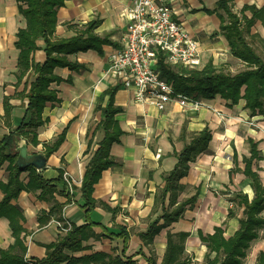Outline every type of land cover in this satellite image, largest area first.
Masks as SVG:
<instances>
[{"label": "crops", "instance_id": "obj_1", "mask_svg": "<svg viewBox=\"0 0 264 264\" xmlns=\"http://www.w3.org/2000/svg\"><path fill=\"white\" fill-rule=\"evenodd\" d=\"M167 1L174 9L173 16L198 41L200 64L194 69H202L212 63L218 69L235 74L245 68V63L232 55L229 42L220 31L221 17H226V13L218 7L217 0ZM131 4L132 0H65L57 10L58 22L53 38L75 36L89 22H95L92 33L107 38L109 43L103 45L102 54L90 48L67 55L70 61L83 64L84 69L55 67V74L63 79L51 83L58 100L48 102L43 110L44 123L37 128L39 143L34 145L25 139L28 147H41L44 153L46 145H52L62 133L65 134L59 147L47 156L46 166L37 170L44 178L56 180L60 177L59 169H62V178L67 183L65 188L63 184H57V191L52 197H40L42 190L39 188L36 191L23 190L13 200L25 216L23 240L28 260L44 257L46 244L67 232L72 224L86 221L80 188L92 150L104 137V129L97 128L102 119L97 106L102 103L101 94L110 86H120L114 100L115 105L123 107L115 115L123 134L120 141L112 143L110 148L118 163L103 170L94 186L93 196L98 203L90 212L89 219L97 223L93 226L96 236L83 241L84 248L80 250H67L71 257L106 252L119 255L126 261L131 258L132 264H149L148 257H153L160 264L170 231L189 232L184 243L183 264L186 257V261L193 255L195 260L204 257L210 249L202 242L199 230L208 234L213 233L216 226H222L224 235L229 237L239 226L240 218L236 221V228L227 234L224 221L229 212L223 196L234 193L236 189L242 192L240 185L247 178L248 188H243V193L248 194L250 199L254 197L251 180L243 172V157L251 155L246 141L248 137L258 144L259 158L253 160L252 168L259 173L264 184V112H253L245 106L243 99L229 105L220 95L212 99L200 97L204 105L198 109L190 105L182 107L173 101L160 110L151 97L143 101L136 99L135 89L125 88L119 76L108 71L112 56L122 48L121 38L127 29V10ZM231 4L233 10L239 12L245 4L264 7V0H233ZM19 5L18 0H0V137L9 132L2 119L4 97L12 96V124L15 128L22 122L27 103V99L19 94L37 75L30 71L22 79L18 78L19 49L15 42L18 31L26 25ZM247 14L251 15L249 11ZM252 32L263 38L264 45V25L260 20L254 24ZM36 43L38 49L33 52V60L43 63L46 58L44 37H38ZM107 99L105 96L102 105ZM205 127L212 130V140L208 149L190 162L182 179L185 188L180 195H184L182 198L179 195L178 199L184 200L196 193L197 198L186 206L177 221L163 228L149 242L140 236V232L147 229L151 218L162 213V204L157 201L156 195L164 185L163 174L177 162L174 151H181L192 136ZM89 142L91 150L87 152ZM235 152L237 159L234 161ZM7 165L8 162H5L0 169V180L4 182L9 174ZM21 179L27 183L29 171H23ZM230 180L234 190L229 185L228 194L210 195L213 190L226 189L225 184ZM63 190L69 192L70 197ZM3 196L0 190V199ZM101 202L111 209L105 208ZM158 203L159 208L155 207ZM44 210L45 214H42ZM123 229L128 232L126 249L124 238L117 235ZM13 243L9 220L2 216L0 248H7ZM159 250L161 255L157 257Z\"/></svg>", "mask_w": 264, "mask_h": 264}, {"label": "trees", "instance_id": "obj_2", "mask_svg": "<svg viewBox=\"0 0 264 264\" xmlns=\"http://www.w3.org/2000/svg\"><path fill=\"white\" fill-rule=\"evenodd\" d=\"M20 10L26 18L25 27L18 31V39L15 44L19 49L18 57V78L22 79L30 71L37 75L29 86L19 95L27 99L25 113L22 122L17 127L12 124L13 105L10 102L12 96L4 97V115L2 119L9 128V132L0 137V169L5 162H8L9 171L6 182L0 180V190L4 193L0 199V217L4 216L9 220V225L14 236V243L7 248H0V264H132L131 258L124 260L119 255L106 252H95L92 254L73 258L67 250L77 251L82 248L83 241L96 236L93 226L97 223L89 219L90 212L96 207L97 200L93 196L94 186L100 180L103 170L115 165L118 161L111 155L112 143L119 142L123 134L115 115L123 110V107L115 105V93L120 88L119 85L108 87L101 94L103 103L97 109L102 115V119L97 128L104 129V137L98 142L97 148L92 150L91 158L87 164L82 184L81 198L84 200L82 206L86 209V221L82 224H72L71 227L58 236L55 241L46 244V255L42 258L28 260L25 257L27 246L24 243L23 226L25 216L21 209L13 203L21 191H36L41 189L40 197L49 195L57 191V184L67 183L63 180V170L59 169L60 177L56 180L44 178L39 170L33 166L20 168L16 164L18 156L19 141L24 138L37 145V128L44 123L43 110L48 102L58 100L57 92L51 88L54 81H62V77L55 74L57 66L68 67L70 69H84L80 63L72 62L67 55L79 50L90 48L102 54L103 45L109 43L107 38H101L92 33L95 22H89L87 27L77 35L69 38H53L58 22L57 10L64 5L65 0H18ZM233 0H217L219 8L223 9L226 17H221L220 31L227 38L232 55L240 58L245 63V68L233 74L223 69H218L212 63L202 69L188 70L187 68H176L165 62V57L160 55L158 69L161 75L172 83L175 92H181L193 98H215L220 95L226 99L229 105H234L245 100V106L253 112L258 110L264 112V59L257 49L249 41V38L263 41V38L252 32L254 24L260 20L264 25V7L258 8L255 5L245 4L243 8L236 12L232 8ZM212 13V10L206 8ZM247 11L251 13L248 16ZM38 37L45 39L46 58L43 63H35L33 52L38 49L36 40ZM263 43V42H262ZM69 81V79H68ZM65 134L52 144L46 145L44 153L49 156L63 141ZM212 130L209 127L203 128L193 135L191 140L185 144L181 151H174L177 162L174 167L163 174L164 185L156 195L157 201L162 204V213L151 218L149 226L140 236L149 242L163 228L177 221L183 214L188 204L193 203L197 198V193L192 197L179 200L180 193L185 186L182 182L187 174L189 164L198 155L208 149L212 140ZM249 143L251 155L244 156V174L251 180L254 190V197L249 198L248 194L238 192L236 196L239 203L244 206V216L239 219V226L235 232L226 237L222 226H216L213 233L203 234L199 230V236L210 252L215 255L205 264H243V259L247 255V249L251 242L260 237V232L264 228V184L259 173L252 168L253 160L259 158L258 144L251 138H246ZM91 150V142L88 144L87 152ZM237 159L235 152L234 161ZM29 171L27 183L21 179V173ZM233 171V170H231ZM70 197L69 192H65ZM101 204L111 209L108 204ZM45 214V210L42 211ZM49 216L45 219L48 220ZM62 219V216L59 217ZM113 236L112 233L109 234ZM124 238V249L127 247L128 232L123 229L120 234ZM189 232H168L167 247L160 264H183L182 255L185 249V239ZM177 237V239L175 238ZM125 251V250H124ZM123 251V253H124ZM141 253V252H140ZM149 264H157L153 257H148ZM256 264H264V250L258 254Z\"/></svg>", "mask_w": 264, "mask_h": 264}, {"label": "built area", "instance_id": "obj_3", "mask_svg": "<svg viewBox=\"0 0 264 264\" xmlns=\"http://www.w3.org/2000/svg\"><path fill=\"white\" fill-rule=\"evenodd\" d=\"M167 0H132L128 7L129 22L121 38L122 48L112 56L108 71L118 75L125 88H134L139 101L151 97L163 110L170 102L198 109L203 104L181 92L158 69L160 55L174 67L194 69L200 64L197 39L173 16Z\"/></svg>", "mask_w": 264, "mask_h": 264}, {"label": "rangeland", "instance_id": "obj_4", "mask_svg": "<svg viewBox=\"0 0 264 264\" xmlns=\"http://www.w3.org/2000/svg\"><path fill=\"white\" fill-rule=\"evenodd\" d=\"M249 41L252 43V45L257 49L259 54L264 58V45L262 44L261 41L258 39H252L249 38ZM29 151L30 152H42L41 147H33L29 146ZM239 181L238 179H236ZM233 184V181L230 180L225 184L224 190H217V191H212L210 195H218L219 193H224L228 194L227 190L230 188L229 185L231 186ZM249 184V180L247 178L243 179V182L241 183V189L242 192L243 188L247 189ZM231 189L234 190V188L231 186ZM239 189H236L234 193H231L229 195H224V199L226 201V204L228 207L226 208L229 212V217L224 221L225 229L227 234L231 233L234 228H236V221L244 216V207L242 204L239 203V198L236 196V194L240 191ZM236 192V193H235ZM250 192V191H249ZM183 193L180 195V197H183ZM227 200H230L227 202ZM155 207L159 208V203L155 205ZM260 250H264V228L260 232V237L258 239H255L251 242V246L247 249V255L243 259L244 263L243 264H256L258 260V254ZM156 252V251H155ZM157 257L161 255V251L159 250L158 253H156ZM187 255V253H186ZM215 255L214 252H210V250L207 251L204 257H202L199 260L194 259L193 257H189V261H186L188 257L184 259L185 264H205L210 258H212ZM188 256V255H187Z\"/></svg>", "mask_w": 264, "mask_h": 264}, {"label": "water", "instance_id": "obj_5", "mask_svg": "<svg viewBox=\"0 0 264 264\" xmlns=\"http://www.w3.org/2000/svg\"><path fill=\"white\" fill-rule=\"evenodd\" d=\"M16 164L20 168L33 166L42 169L47 164V156L43 152H30L28 142L25 139L19 141Z\"/></svg>", "mask_w": 264, "mask_h": 264}]
</instances>
